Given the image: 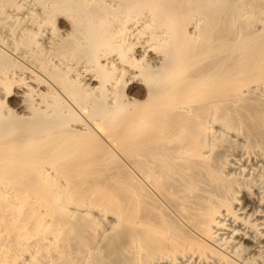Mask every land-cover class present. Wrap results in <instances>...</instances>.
Listing matches in <instances>:
<instances>
[{"label": "bare ground", "instance_id": "bare-ground-1", "mask_svg": "<svg viewBox=\"0 0 264 264\" xmlns=\"http://www.w3.org/2000/svg\"><path fill=\"white\" fill-rule=\"evenodd\" d=\"M0 264H264V0H0Z\"/></svg>", "mask_w": 264, "mask_h": 264}]
</instances>
